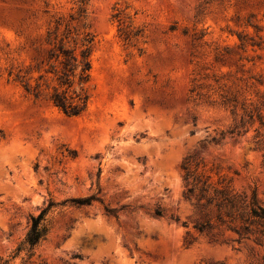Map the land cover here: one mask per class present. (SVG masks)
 Masks as SVG:
<instances>
[{
    "label": "rangeland",
    "instance_id": "1",
    "mask_svg": "<svg viewBox=\"0 0 264 264\" xmlns=\"http://www.w3.org/2000/svg\"><path fill=\"white\" fill-rule=\"evenodd\" d=\"M76 1L0 0V256L53 201L31 264H264V245L193 231L182 170L256 188L264 204L258 123L220 138L234 123L230 109L188 100L195 82L217 81L264 119V0H89V101L67 117L48 91L28 95L16 74L33 84L43 73L46 32ZM92 194L118 220L99 203L64 202Z\"/></svg>",
    "mask_w": 264,
    "mask_h": 264
},
{
    "label": "trees",
    "instance_id": "2",
    "mask_svg": "<svg viewBox=\"0 0 264 264\" xmlns=\"http://www.w3.org/2000/svg\"><path fill=\"white\" fill-rule=\"evenodd\" d=\"M76 2L75 10L67 16L57 17L46 32L48 48L41 62L44 65L43 73L33 80V84L31 78L24 80L25 75L16 74L28 95L39 98L44 91H48L49 102L67 117L79 116L87 108V85L94 46V35L87 22L89 0ZM188 100L195 104H216L230 109L235 116L234 123L220 133V138L246 134L258 123L259 127L254 129L255 144L257 148H264V133H261V129L264 130V119L260 112L253 108L252 103L240 99L239 95L224 85L217 81L213 85L195 82L189 90ZM238 110L241 111L240 115L237 114ZM182 170L186 185L184 198L193 202L195 219L192 229L198 236L206 237L211 242L252 240L258 245H264V204L259 199L256 188L238 192L224 180L215 183L210 176L197 172V169L190 170L188 166H183ZM64 202L77 208L96 202L103 207L107 217L118 220L116 209L104 205L97 194ZM57 205L50 201L37 215L30 216L24 238L9 255L0 256V264H16L18 257L19 264H31L35 249L48 237L51 229L49 213ZM154 216L163 217L162 211L155 210ZM168 219L179 223L178 217L170 216ZM181 225L187 227L186 222ZM225 233H231L236 238H224ZM189 238L190 234L186 232L185 242L191 245Z\"/></svg>",
    "mask_w": 264,
    "mask_h": 264
}]
</instances>
